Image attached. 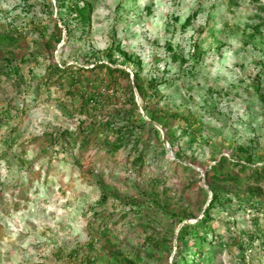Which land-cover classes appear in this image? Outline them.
I'll list each match as a JSON object with an SVG mask.
<instances>
[{
    "label": "rangeland",
    "instance_id": "374dc122",
    "mask_svg": "<svg viewBox=\"0 0 264 264\" xmlns=\"http://www.w3.org/2000/svg\"><path fill=\"white\" fill-rule=\"evenodd\" d=\"M78 1L88 7L84 25L69 12ZM57 38L52 53L44 48ZM111 45L119 48L112 64L104 57ZM22 57L26 79L30 67L62 62L85 83L109 79L91 69L99 63L123 68L131 81L137 74L144 96L134 90L136 110L159 135L143 132L153 149L141 166L124 149L54 142L51 135H81L90 123L79 127L83 117L58 106L75 109L79 98L34 79L19 93L0 84V264H193L199 246L189 252L185 241L211 199L206 171L222 157L234 162L239 147L250 165H264V0H0V63ZM151 82L159 84L151 90ZM117 111L109 106L95 120ZM101 131L90 129V141ZM224 172L238 173L246 189L237 167ZM234 190L230 206L225 194L209 210L204 248L212 258L201 264H264V216L240 209L247 193Z\"/></svg>",
    "mask_w": 264,
    "mask_h": 264
},
{
    "label": "trees",
    "instance_id": "16d2710c",
    "mask_svg": "<svg viewBox=\"0 0 264 264\" xmlns=\"http://www.w3.org/2000/svg\"><path fill=\"white\" fill-rule=\"evenodd\" d=\"M63 3L64 2H62L61 5ZM47 7L51 8V5H47ZM69 9V12L74 14L73 19L77 20V22H79L81 25L87 23L89 16L87 14L88 7L85 3L79 1L72 3ZM195 16L196 12H193L191 15H189L185 20L184 26L189 24L195 18ZM58 38L54 41V43H51V40H46L44 43V48H47L52 53V50L55 48V44L59 42ZM7 39L9 41L13 40L12 37H2L3 41ZM117 50H119L118 47L111 45L104 53V57L109 62H111V64L113 63V53ZM123 55L124 58L121 61L122 65L129 62V58L126 56V54L123 53ZM25 62L26 61L24 57L19 59L6 58L3 60L0 63V84H9L12 88L14 87L18 93L20 90H22L21 88L23 86H26V82L32 79H34L36 83L35 86L37 87H41L40 84L46 88L52 84L57 85V87L60 88L64 87L66 92L72 93L75 97L79 98V105L75 107V109L70 110L68 108L65 109L63 105L61 106V101L58 102V106L63 110L64 114L68 117H74V114L82 116L83 119H80L79 123L81 125H79V127L86 122V118L91 119L90 123H88V126L81 133V135H78V132H76L74 129L69 130L68 128H65L62 131L57 132V134L51 135V138L54 142L61 141L68 146H72L73 143L77 144V147L84 149H88L90 146L94 145L95 147L103 150L106 154H113L119 149H124L128 152L127 158H129L133 166H141L144 164L145 156L149 152V149L152 150L153 148L150 146V141L147 139L142 140L143 132H148L150 130L153 131L156 136L159 135V132L151 123L145 121L141 117L140 113H138L136 110L134 90L136 89L140 96H144V91L141 87L142 82L138 80L137 74H133V80L131 81L129 73L123 68L99 63L94 65L91 69L103 68L104 70H107L109 79L105 80L104 78H101L98 80V82L92 80L94 83H85L88 82V77L85 78L83 73H78L76 75L73 71H68L69 68L63 67L65 63L62 62L60 66L53 63L49 65L47 69L43 68V70L39 71L35 70L33 67H30L28 70L29 79H26L21 65ZM77 70L85 72L86 69L80 67L77 68ZM121 78L125 80V84L120 82ZM158 84L159 83L157 82H151L149 87L152 90ZM91 87L93 89H91ZM109 106L118 109V111L112 115H109L108 117H104L100 121L95 120L94 115L98 112H101L102 110H105ZM143 108L149 119L161 124L160 118L155 117L153 112L149 111L145 105ZM134 116L136 119L132 120ZM96 123H98L100 127H95ZM95 128H100L102 130L101 132H98V137L100 139H96V141L91 142L90 138L88 137L90 134L88 133L90 129L93 130ZM78 140L80 145H78ZM243 151L244 150L239 147L232 155L233 157H231V160H234V162L230 163L231 161H229L228 158L222 157L215 167L206 171L205 181L207 184H210L209 188L212 194L211 199L203 211L204 215L199 221H197L196 227L193 226L192 229L194 230H191L196 232L193 235L194 237H188L185 241L187 242V245L186 243L185 245L187 246L189 252L194 250L195 244L199 246V250L196 252V258L194 259L193 264H201L202 261L209 263L211 261L212 257L205 251L204 248L205 236L211 231L208 229L207 224L212 220L209 217V210L222 202L224 198L223 195H230L229 198L225 199V202L227 203L225 206H230L229 204L232 202L231 199L233 197L235 199L238 198L237 192L234 189H242L243 194L247 193V196H244V199L241 200L244 205L243 207L239 206L240 209L251 213V215L264 216V165L253 167L250 165V163L253 161L249 157L242 156ZM79 154L80 151H78V155ZM239 159L243 160L244 163H240ZM257 161L258 160L255 162ZM224 167L231 169L237 167L238 172L246 177V182L248 184L246 189H243L241 185V179H239L240 177L237 175L238 173H225ZM156 180H149V183L153 186L159 181V179L157 182ZM108 198V195H103L99 201V204L101 205L106 203ZM114 200L118 202L121 201L117 197H114ZM127 205L128 201H125L123 206L127 207ZM188 210L189 209L187 208L184 209V211L187 212L185 215L187 217H193L191 211L188 212ZM99 211L100 210L98 207L94 213L99 215ZM200 225L203 227L205 226L204 232L196 229ZM182 233L184 234V232ZM195 237L198 238L200 241L199 243L195 241ZM149 239L150 237L148 240ZM179 241L177 242L178 247L179 244H181ZM175 262H177V258L174 260V263ZM127 264L133 263L129 262Z\"/></svg>",
    "mask_w": 264,
    "mask_h": 264
}]
</instances>
